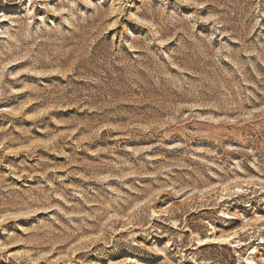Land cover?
<instances>
[{
  "label": "rangeland",
  "instance_id": "obj_1",
  "mask_svg": "<svg viewBox=\"0 0 264 264\" xmlns=\"http://www.w3.org/2000/svg\"><path fill=\"white\" fill-rule=\"evenodd\" d=\"M0 264H264V0H0Z\"/></svg>",
  "mask_w": 264,
  "mask_h": 264
}]
</instances>
